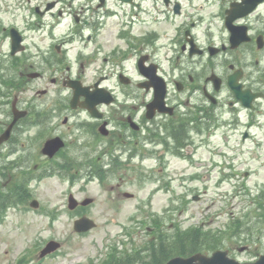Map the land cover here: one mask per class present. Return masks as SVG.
I'll use <instances>...</instances> for the list:
<instances>
[{
    "label": "flooded vegetation",
    "instance_id": "1",
    "mask_svg": "<svg viewBox=\"0 0 264 264\" xmlns=\"http://www.w3.org/2000/svg\"><path fill=\"white\" fill-rule=\"evenodd\" d=\"M10 8L29 18L16 25L0 20V42L6 46L0 63L7 60L0 67V132L12 120L15 101L27 114L14 133L35 127L39 145L60 137L64 146L53 158L69 157L65 168L75 166L73 151L84 157L86 172L167 171L171 159L181 162L194 153L197 135L222 124L226 137H234L232 151H238L229 157L233 172L242 162L243 143L264 138V0H0V14ZM12 28L21 37L16 54H11ZM163 62L170 63L171 79ZM144 72L164 79L172 113L156 112L144 121L132 103L115 104L118 89L128 94L142 89ZM10 77L20 78L17 87L35 96L50 92L46 80L67 95L57 102L54 93L51 103L39 100L30 109L18 97L12 100ZM110 78L117 86L107 83ZM72 82L89 96L105 87L114 101L97 104L96 116L72 108ZM150 86L146 92L152 93ZM14 137L0 144V157L13 156L24 145L17 142L21 136ZM122 180L111 190L118 191Z\"/></svg>",
    "mask_w": 264,
    "mask_h": 264
},
{
    "label": "rangeland",
    "instance_id": "2",
    "mask_svg": "<svg viewBox=\"0 0 264 264\" xmlns=\"http://www.w3.org/2000/svg\"><path fill=\"white\" fill-rule=\"evenodd\" d=\"M25 17L29 18V13L21 9L10 8L6 14H0L1 21L14 25L22 24ZM5 50L6 46L0 42V59L4 58ZM169 64L163 62L164 73L171 79L174 75L167 71ZM5 66L7 60L0 63V67ZM19 81L20 78L10 77L11 97L17 96L30 109L37 107L39 100L51 103L54 93L57 102L67 95V91L61 92L60 87L46 80L50 92L35 96L33 91L17 87ZM32 82L38 88L43 86L40 81ZM107 83L117 86L115 78ZM116 92L115 104L132 103L143 119L150 93L138 90L128 94L119 89ZM38 117L50 119L49 115ZM29 126L14 133L15 139L21 136L17 142L24 143L16 154L0 157V207H7L0 212V264H115L121 254L136 260L147 247L160 240L177 246V239L193 229L200 232V240L207 245L222 242L230 255L240 261L253 260L264 253V138H249L243 143L242 162L233 172L229 157L238 155L237 150L231 149L234 137H226V127L214 126L197 135V147L189 155L192 158L176 161L167 172L157 170L148 174L136 169L107 173L101 179L99 173L84 171V157L73 151L74 160L81 162L82 170L76 172L78 167L74 166L55 172L51 166H61L68 157L42 158L36 152L40 135L35 127ZM144 164L150 165V160L146 159ZM49 167L50 171L42 170ZM22 178L28 183L31 195L19 204L3 203ZM118 178L126 181L122 180L119 190L113 191L111 187L119 182ZM124 191L133 197L126 198ZM70 192L79 201L92 198L93 202L86 208L70 211L67 208ZM33 198L39 202L37 208L28 205ZM83 213L96 226L85 233H76L73 220ZM49 240L58 241L59 248L39 258L40 249ZM124 259L116 264H124Z\"/></svg>",
    "mask_w": 264,
    "mask_h": 264
},
{
    "label": "water",
    "instance_id": "3",
    "mask_svg": "<svg viewBox=\"0 0 264 264\" xmlns=\"http://www.w3.org/2000/svg\"><path fill=\"white\" fill-rule=\"evenodd\" d=\"M13 43H12V51H14L18 44H19V38L15 35H13ZM75 87V95L72 101V104L75 106V102L77 99V96H79L80 94H85L84 91L82 89H79L78 86H74ZM102 96H105L106 93L102 92ZM163 97H164V92L163 90L158 87L155 91V96H154V100L152 102H150L147 105L148 108V116H151V113H149L150 108L153 107H158L160 108V105L163 103ZM23 113L20 114H16L15 118H17L19 115H22ZM15 121H12V123L7 127V129L2 133L1 137H0V142L4 139H6L9 134H10V130L12 128V125L14 124ZM48 150H54V146H47ZM92 201V199L90 198H86L82 201V204H88ZM33 205L37 204V201H33L32 202ZM77 204L76 199L70 195L69 196V207L73 208L75 205ZM94 226V222L89 219L88 217H82L79 219H76L74 221V229L78 232L80 231H86L90 228H92ZM57 246V243L55 242H49L46 247L42 250L41 255H44L45 253L55 249V247ZM166 264H264V255H261L256 261L254 262H239L233 258H229L227 256V251L226 250H216L212 253L211 256L208 255H204L202 253H196L193 254L191 256L188 257H182V256H176L171 258L169 261H167Z\"/></svg>",
    "mask_w": 264,
    "mask_h": 264
},
{
    "label": "trees",
    "instance_id": "4",
    "mask_svg": "<svg viewBox=\"0 0 264 264\" xmlns=\"http://www.w3.org/2000/svg\"><path fill=\"white\" fill-rule=\"evenodd\" d=\"M27 195V192H26ZM180 243L177 246H168L165 241L160 240L156 244L150 245L146 250L148 255L145 258L140 256L137 260L138 264H164V262L171 256L181 253H193L195 251L208 252L212 249L220 247L223 243L216 242L207 245L204 241L200 240V232L196 229L191 230L183 237L177 239ZM127 264H134L133 262H128Z\"/></svg>",
    "mask_w": 264,
    "mask_h": 264
}]
</instances>
